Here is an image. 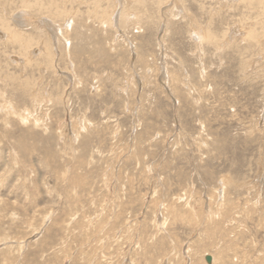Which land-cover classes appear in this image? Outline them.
Instances as JSON below:
<instances>
[{
	"label": "rangeland",
	"instance_id": "rangeland-1",
	"mask_svg": "<svg viewBox=\"0 0 264 264\" xmlns=\"http://www.w3.org/2000/svg\"><path fill=\"white\" fill-rule=\"evenodd\" d=\"M207 255L264 264V0H0V264Z\"/></svg>",
	"mask_w": 264,
	"mask_h": 264
},
{
	"label": "water",
	"instance_id": "water-1",
	"mask_svg": "<svg viewBox=\"0 0 264 264\" xmlns=\"http://www.w3.org/2000/svg\"><path fill=\"white\" fill-rule=\"evenodd\" d=\"M205 259H206V261H207L208 263H211V261H212V257H211L210 255H207V256L205 257Z\"/></svg>",
	"mask_w": 264,
	"mask_h": 264
},
{
	"label": "bare ground",
	"instance_id": "bare-ground-1",
	"mask_svg": "<svg viewBox=\"0 0 264 264\" xmlns=\"http://www.w3.org/2000/svg\"><path fill=\"white\" fill-rule=\"evenodd\" d=\"M16 35V34H15ZM30 40V39H29ZM28 43V42H27ZM28 45V44H27ZM25 46V45H24ZM212 262V261H211ZM211 264V263H210Z\"/></svg>",
	"mask_w": 264,
	"mask_h": 264
}]
</instances>
